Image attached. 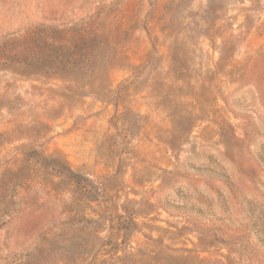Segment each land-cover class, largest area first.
Segmentation results:
<instances>
[{
	"label": "rangeland",
	"instance_id": "374dc122",
	"mask_svg": "<svg viewBox=\"0 0 264 264\" xmlns=\"http://www.w3.org/2000/svg\"><path fill=\"white\" fill-rule=\"evenodd\" d=\"M0 264H264V0H0Z\"/></svg>",
	"mask_w": 264,
	"mask_h": 264
}]
</instances>
